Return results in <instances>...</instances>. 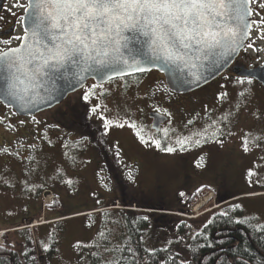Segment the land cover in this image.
<instances>
[{
  "label": "rangeland",
  "instance_id": "374dc122",
  "mask_svg": "<svg viewBox=\"0 0 264 264\" xmlns=\"http://www.w3.org/2000/svg\"><path fill=\"white\" fill-rule=\"evenodd\" d=\"M250 54L248 65L264 58L255 51ZM99 90L100 100L80 108L82 113L91 112L90 121L100 126L93 139L84 131L72 129L75 134L71 135L70 129L49 123L30 125L40 132L25 126L26 134L14 136L13 143L11 131L0 136H5L4 143L0 139V232L11 231L12 241L26 238L25 233L12 231L43 221L45 226L29 229L43 264H104L111 256L112 263L117 260L126 241L123 212L204 222L221 205L233 201L230 204L245 212L242 220L264 224V87L251 79L225 77L179 99L170 97L165 79L152 73L139 80H114ZM154 112L169 118L160 127L162 137L149 123ZM160 138L168 139L175 150L160 149L167 155H154ZM185 156L189 157L182 161ZM99 165L105 168L100 170ZM186 167L199 191L191 203L178 199ZM224 175L230 182L227 187L218 184ZM155 183L173 199L169 206L174 209L164 210L167 205L150 202L157 199ZM203 187L208 191H202ZM47 197L53 198L51 204ZM168 219L156 221L163 226ZM168 232L166 227L149 230L148 248L167 243ZM54 241L55 256L50 248ZM45 246L50 259L41 254Z\"/></svg>",
  "mask_w": 264,
  "mask_h": 264
},
{
  "label": "snow or ice",
  "instance_id": "6c2138e0",
  "mask_svg": "<svg viewBox=\"0 0 264 264\" xmlns=\"http://www.w3.org/2000/svg\"><path fill=\"white\" fill-rule=\"evenodd\" d=\"M251 4L264 9V0H18L29 27L20 45L0 49V96L23 109L69 72L83 79L97 66L118 74L126 67L144 71L141 60L193 69L197 61L216 63L243 43L251 25H264L260 13L259 21L249 22ZM128 33L141 59L131 55Z\"/></svg>",
  "mask_w": 264,
  "mask_h": 264
},
{
  "label": "flooded vegetation",
  "instance_id": "af4514ba",
  "mask_svg": "<svg viewBox=\"0 0 264 264\" xmlns=\"http://www.w3.org/2000/svg\"><path fill=\"white\" fill-rule=\"evenodd\" d=\"M20 2L27 4L28 0H20ZM17 3H18V0H0V17H2V19H0V49H5L6 47H13V48L17 47L18 45L21 44L22 38L24 37L25 33H24V28H23V20H24V15L26 12H25V8L15 6ZM251 8L255 9V13L252 15L253 20L259 21L261 19V15H264V9L257 8L256 4H251ZM256 13H260L261 15H257ZM262 29H264V25H252L250 35L245 44V47L241 51L239 57L236 59L233 66L238 65V66H244V67L251 69V68H256V67L264 65V58L261 60L260 63L257 62L256 64H250V65L247 64L248 60H250L251 58L250 53H253V51H255L258 55L260 53L261 55L264 56V50H263L264 43L263 45L259 43L261 41L264 42V31H262ZM17 37H20L21 39H17ZM6 40L9 42L7 46L4 44V41ZM152 73H155L159 77V79L164 78L162 74L156 71H153L147 74H142L143 76L140 75L141 77H135V78L136 80H139L147 75L149 76ZM225 77H233L237 79H249V78L237 76L236 74H234L231 68L225 74L221 75L219 78H217L216 80H214L213 82H211L210 84L206 85L205 87L201 89H204L213 83L221 81ZM223 83H221V86L223 85ZM259 85L262 86L261 84ZM103 86L105 85H97L94 81H89L83 89L68 96L66 100L63 101L60 105L50 110L36 114L35 116H32V117H21L13 109L7 108L0 102V136H3V134L6 131L7 132L11 131L9 136L12 137L11 141L14 142L15 141L14 136H19V134H26L24 133V130H26L25 126H27V129L30 131L31 129L29 128L30 125H33L35 123H38V124H48L49 123L50 125H53L55 128L59 126V127H63L64 129H70L69 134L71 135L75 134L74 133L75 130L78 132L84 131L87 134L88 138L93 139V136H95L96 133L99 134L100 126L99 125L97 126V124L92 123L90 121L91 112L90 114L82 113V109L80 108H81V105L85 106L86 103H89L92 100H95L97 98L100 100L101 97H100L99 89L102 88ZM196 92H193L187 95H176L170 92L171 94L170 97L186 99L187 97L194 95V93ZM85 97H87V99ZM103 97H106V96H103ZM42 114L47 115V117L42 118L44 119L43 122L41 121L42 119L40 117ZM149 119H150L149 123L151 126L152 119L150 117ZM168 122H169V118H168L167 123ZM164 125H166V123ZM164 125L162 126V129L163 127H165ZM11 127H13V129H10ZM72 129H75V130L72 131ZM35 130H37L36 132L41 131L40 128L33 129L32 127L31 131L35 132ZM161 132L162 130L156 134H158V136L161 135L162 137L164 133H161ZM156 134L154 135L156 136ZM80 136L82 137L83 134H81ZM182 136H185V134ZM4 137L0 138V139H3V143H4ZM101 137L103 136L101 135ZM160 139L161 140L159 142V145L160 143H164L166 141V139L164 138H160ZM0 144L2 145V142H0ZM97 146L98 148H101L105 151L104 146L102 144L99 143V145L97 144ZM156 148L158 149L155 150V152L153 153L154 155H156L158 152L161 153V155H167V153L164 154L163 152L159 151L160 149L158 146H156ZM184 155L185 153L183 152L180 156H184ZM105 156L109 158L107 156L106 151H105ZM186 157H189V156L182 157L181 160L184 161ZM193 166H196L195 160H194ZM102 167L103 169L105 168L103 165H99L98 168L101 170ZM106 167L109 168V165L108 166L106 165ZM110 169L111 168H109V170ZM197 172H198V169H197ZM182 174L183 175L181 176V182H180L181 189L178 193V199L183 201L184 203H187L189 202L188 198L189 199L191 198L189 196H191L196 191V189L193 187L194 181H193L192 171L190 169H187L186 167L184 168V171H182ZM221 183H224L226 187L228 186V184H230V182H228V177L226 175L222 176L219 179L218 184L222 185ZM158 184L159 183H155L154 185L155 187L154 192L158 194L156 196L157 199L154 200V202L150 200L149 201L157 205H169V203H172L173 199H170V197L167 196L168 194H166V190L164 189L163 186H162L163 190H160V187L158 189V187L156 186ZM217 190L218 191H216V193L218 194V196L223 197V194L220 191V189L217 188ZM152 193H153V190H152ZM219 193L221 194L219 195ZM167 230L170 231L165 236L166 237L165 240L167 241V243L161 247L169 248V247H172L171 243L172 244L174 243L177 245L176 247L179 248L180 246L178 245V243H176L181 238V234L179 233L178 227L167 229ZM171 236H174V237L173 239L170 240L169 237ZM243 237H248L247 231L244 227L238 226V224L236 227H228L226 229H220L214 232L213 239L216 245L214 247L212 246L207 247L209 249V252L206 256L203 257V259L209 258L210 264H217L219 263L221 258L225 257L230 262V264H236L234 257H237V256H234V253L238 248L240 247H242V249L244 248V245L242 244ZM260 256L264 260V253L260 254ZM240 262L241 264H247V261L243 258V255L241 256ZM199 264H202V259L199 261Z\"/></svg>",
  "mask_w": 264,
  "mask_h": 264
},
{
  "label": "trees",
  "instance_id": "16d2710c",
  "mask_svg": "<svg viewBox=\"0 0 264 264\" xmlns=\"http://www.w3.org/2000/svg\"><path fill=\"white\" fill-rule=\"evenodd\" d=\"M135 77L141 76H132L125 79ZM169 145L170 142L166 139L164 143H160L159 149H166ZM208 189V187H203L201 190L208 191ZM198 192L195 191L189 196L191 197L190 199L188 198L190 203L192 199H195ZM106 208H109V205ZM167 209L172 210L174 208L169 205L164 206V210ZM244 213L242 207L228 203L220 206L219 210L213 212L210 218L204 222L200 218L199 220H194L184 217L177 218L175 215H172L173 217L160 216L158 213L142 215L130 211L123 212L124 229L127 238L120 248L117 260L120 261V264H199L202 259V264H210V259H203V257L209 252L207 247L216 245L213 239L214 232L228 227H236L238 224V226L246 229L248 237H243L242 244L244 248L240 247L235 251L234 256H237L234 257L235 263L241 264L240 260L243 255L247 264H264V260L260 256V254L264 253V224L257 225L258 223L256 224L254 221L242 220ZM136 215L138 216L134 217ZM167 217L169 219L166 220V225L161 226V222L156 221L157 218L163 219ZM175 219L180 220V222ZM194 225L196 226L193 227ZM159 227H166V229L178 227L181 238L176 243L180 247L177 248L176 244L171 243L172 247L169 248L158 247L149 249V243L146 241L147 232L151 229L157 230ZM12 232L25 233L26 238H15L12 241L10 237L11 231L3 233V242L0 243V264H43L40 259V253L35 250L29 237V228ZM55 247L56 242L54 241L50 246L51 253L54 256L56 253ZM47 252V250L41 249L43 257L50 259ZM95 264L101 263L95 262ZM104 264L112 263L106 261ZM217 264H230V262L223 257Z\"/></svg>",
  "mask_w": 264,
  "mask_h": 264
},
{
  "label": "water",
  "instance_id": "95a60500",
  "mask_svg": "<svg viewBox=\"0 0 264 264\" xmlns=\"http://www.w3.org/2000/svg\"><path fill=\"white\" fill-rule=\"evenodd\" d=\"M248 20L251 22L253 20L252 16H249ZM28 27V14L25 13L23 20L24 33ZM251 28L252 25L250 31ZM250 31L247 37L243 40V43L237 47L234 52H231V54L223 58H219L216 63L211 62V60L197 61V67L193 69L184 67L183 65L165 67L159 62L151 64L145 63L141 60L139 66L143 68L144 71H136L135 67H126L123 74L111 72L110 70L99 68V66H97L99 69L98 72L85 73L83 79H79L69 72L62 79L49 81L47 83V91L41 89L39 96L35 97V102L30 107L22 109L14 101H6L2 96H0V102L7 108L13 109L21 117H32L60 105L68 96L83 89L89 81H94L98 85H103L116 79L147 74L153 71L164 76L168 90L176 95L193 93L213 82L231 68L237 76L253 79L264 87V65L251 69L244 66H233L245 47ZM127 35L131 38L128 45L129 48L132 49L131 55L136 56L137 59H141V57L137 55V50L140 49V45L136 42V38L133 37L131 33H128ZM126 55L129 54L126 52ZM129 63H132V61L129 60ZM193 72L197 74L198 78L197 76H193ZM150 118L152 119L151 128L157 132L160 131L161 125L167 120L165 115L157 112L151 113Z\"/></svg>",
  "mask_w": 264,
  "mask_h": 264
},
{
  "label": "bare ground",
  "instance_id": "6f19581e",
  "mask_svg": "<svg viewBox=\"0 0 264 264\" xmlns=\"http://www.w3.org/2000/svg\"><path fill=\"white\" fill-rule=\"evenodd\" d=\"M52 199H53V198H51V197H47V201H46L47 204H51V203H52ZM0 243H1V242H0ZM111 259H112V256H111L110 258H105L106 261L112 263V262H111ZM112 264H113V263H112Z\"/></svg>",
  "mask_w": 264,
  "mask_h": 264
},
{
  "label": "crops",
  "instance_id": "0c3cea01",
  "mask_svg": "<svg viewBox=\"0 0 264 264\" xmlns=\"http://www.w3.org/2000/svg\"><path fill=\"white\" fill-rule=\"evenodd\" d=\"M12 137H10V139H11ZM11 141V140H10ZM12 142V141H11ZM13 143V142H12Z\"/></svg>",
  "mask_w": 264,
  "mask_h": 264
}]
</instances>
